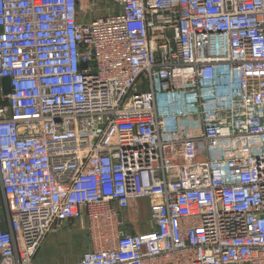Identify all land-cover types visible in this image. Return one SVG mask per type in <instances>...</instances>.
Returning a JSON list of instances; mask_svg holds the SVG:
<instances>
[{"label": "built area", "instance_id": "built-area-1", "mask_svg": "<svg viewBox=\"0 0 264 264\" xmlns=\"http://www.w3.org/2000/svg\"><path fill=\"white\" fill-rule=\"evenodd\" d=\"M2 79L0 264H264V0H0Z\"/></svg>", "mask_w": 264, "mask_h": 264}, {"label": "crops", "instance_id": "crops-1", "mask_svg": "<svg viewBox=\"0 0 264 264\" xmlns=\"http://www.w3.org/2000/svg\"><path fill=\"white\" fill-rule=\"evenodd\" d=\"M0 86H1V82H0ZM0 97H1V92H0ZM142 202L138 204V206L141 208L144 205ZM126 217L128 218L129 221L134 223L138 216L134 211L130 210L126 213ZM139 229L143 230V228L141 227ZM48 237H50V240H53L54 246L59 243L63 247L67 248V250L69 251L68 253L74 252L76 256L75 261L78 260L80 255L89 247L88 238H86L85 234H83V232L80 231L78 225L75 222L73 223L72 222L68 223L64 221L57 222L55 224L54 229L50 233V236ZM46 239L44 240L43 244L44 243L46 244V242L48 241V239L47 240ZM42 246L39 248V251L41 250ZM39 251L34 259V264H51V262L47 261L46 255L42 254L40 256Z\"/></svg>", "mask_w": 264, "mask_h": 264}, {"label": "rangeland", "instance_id": "rangeland-1", "mask_svg": "<svg viewBox=\"0 0 264 264\" xmlns=\"http://www.w3.org/2000/svg\"><path fill=\"white\" fill-rule=\"evenodd\" d=\"M142 203L144 205L142 207V210L140 211L139 216H140L141 226L145 228V223H147V221H148L147 205L145 202H142ZM49 236H50V234H49ZM47 239H48V241L46 242V244L45 243L43 244L41 250L39 251L40 256L42 254L46 255L47 261L51 262V264H69L70 262L73 263L75 261L76 256H75L74 252L68 253L69 251L67 250V248L63 247L59 243L54 246L53 240H50V237H48ZM72 260H74V261H72ZM72 263H70V264H72Z\"/></svg>", "mask_w": 264, "mask_h": 264}, {"label": "water", "instance_id": "water-1", "mask_svg": "<svg viewBox=\"0 0 264 264\" xmlns=\"http://www.w3.org/2000/svg\"><path fill=\"white\" fill-rule=\"evenodd\" d=\"M8 85H9V80L8 79H2L1 81V87H2V92L4 94H8Z\"/></svg>", "mask_w": 264, "mask_h": 264}]
</instances>
